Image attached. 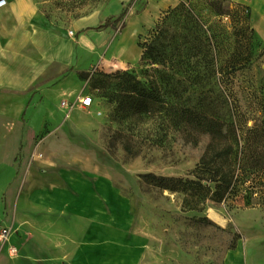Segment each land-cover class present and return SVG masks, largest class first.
<instances>
[{"label":"rangeland","instance_id":"obj_1","mask_svg":"<svg viewBox=\"0 0 264 264\" xmlns=\"http://www.w3.org/2000/svg\"><path fill=\"white\" fill-rule=\"evenodd\" d=\"M212 2L217 6L211 7ZM36 3L46 22L63 29H68L80 16L96 11L107 14L114 11L116 6V0H36ZM184 3L192 9L195 7L207 27L212 21H217L227 30V37L220 41L223 50L216 57L214 73L217 78L212 80L223 79L221 86L227 89L230 96L232 93L231 101L248 105L250 92L264 89V38L253 29L249 5L242 4L238 8L231 0H184ZM221 6L231 11L238 8L239 15L221 17L216 13ZM125 11L120 26L127 20L129 9ZM156 30L139 36L138 44L129 42L127 55L130 62L139 57V48L151 43ZM140 59L141 56L134 65L122 69L112 64L103 66V69L96 65L81 72L86 74V79L81 80L84 87L80 89V92L83 90L80 96L89 94L94 101L89 108L77 109L84 116L96 119L86 122L85 128L95 130L94 139L107 152V144L120 125L114 118L116 104L102 97L103 90L94 89V82L108 81V90L111 91L117 80L106 79L108 75L134 71L142 79V72L145 69L153 70L155 66H141ZM209 66L212 68L211 64ZM207 71L205 76H208ZM145 78L151 79L149 75ZM189 96L188 101L192 106L211 100L221 105L220 88L213 84L192 87ZM251 125L248 123V126ZM212 133L205 136L197 148L174 140V134H171L160 147H144L140 156L130 160L119 143L115 144V158L109 155L120 164L118 169L120 179H123L114 181V184L130 200L132 207L133 226L129 230L24 204L18 198V180H0V229L10 230L0 263L6 264L16 258L9 256L8 246L18 245L19 260L22 251L19 246L24 242L38 239L52 242L57 237L65 236V240L73 244L86 242L88 246H98L100 249H87L88 253L96 251V264H264V199L255 197L249 201L243 198L236 204L231 199L220 204L203 200L198 205L199 210H191L184 203L188 198L185 193L165 191L139 179L143 174L193 179L192 173ZM259 183L264 190V177ZM44 214L52 216V219H37L38 215ZM37 225L67 227L59 234L38 232L33 229ZM70 251L74 257L70 263L80 264L75 261L79 250L72 248ZM85 264H89V261Z\"/></svg>","mask_w":264,"mask_h":264},{"label":"crops","instance_id":"obj_2","mask_svg":"<svg viewBox=\"0 0 264 264\" xmlns=\"http://www.w3.org/2000/svg\"><path fill=\"white\" fill-rule=\"evenodd\" d=\"M231 1L249 5L253 29L264 38V0ZM130 2L116 0L114 11L80 16L68 29L46 22L36 0H7L0 10V180H18L22 203L121 230L132 228L130 200L114 184L123 180L120 164L94 139L95 130L85 128L86 122L96 119L77 109L84 87L78 74L96 65L101 69L134 65L142 49L130 62L129 42L138 44L139 36L149 34L168 10L184 0ZM123 7L129 9L123 29L116 33L97 29L107 18H118ZM63 102L75 106L69 109ZM66 227L33 229L60 234ZM56 239L24 242L19 260L18 245L8 246L9 256L10 248L17 253L6 264H72V248L79 250L75 261L96 264V251L87 249L98 246L73 244L65 236ZM5 246L0 244V258Z\"/></svg>","mask_w":264,"mask_h":264},{"label":"trees","instance_id":"obj_3","mask_svg":"<svg viewBox=\"0 0 264 264\" xmlns=\"http://www.w3.org/2000/svg\"><path fill=\"white\" fill-rule=\"evenodd\" d=\"M238 8L231 11L221 6L216 13L226 18L238 16ZM125 12L118 18H107L97 29L114 33L123 29L120 23ZM164 15L151 43L141 48V66H155L153 70L145 69L142 79L134 71L108 75L106 79L117 80L111 91L108 81L94 82V89L103 90L101 96L116 104L114 118L120 127L107 144L109 154L115 158L113 148L118 142L127 159H134L144 147L163 145L171 134L174 140L197 148L213 132L193 179L154 174H143L139 179L165 191L185 193L188 198L184 203L191 210H199L203 200L220 204L231 199L236 204L243 198L264 199L259 183L264 177V89L250 92L246 106L231 101L232 93L230 96L221 86L223 79L212 80L217 78L216 57L223 50L220 41L227 37V30L217 21L207 27L195 7L184 2ZM78 77L85 80L86 74L79 73ZM202 84L220 88L221 105L212 100L189 104L191 88Z\"/></svg>","mask_w":264,"mask_h":264},{"label":"built area","instance_id":"obj_4","mask_svg":"<svg viewBox=\"0 0 264 264\" xmlns=\"http://www.w3.org/2000/svg\"><path fill=\"white\" fill-rule=\"evenodd\" d=\"M6 5H7V0H0V10L6 7ZM93 101H94L93 97L89 94H86V95L80 96L77 102L80 104L81 107L89 108L93 105ZM62 106L70 109L71 107L75 105L69 104L67 102H63ZM9 238H10V230L7 228H1L0 229V244L1 245L6 244ZM9 251H10L11 256L16 255L17 253V250L15 248H10Z\"/></svg>","mask_w":264,"mask_h":264}]
</instances>
